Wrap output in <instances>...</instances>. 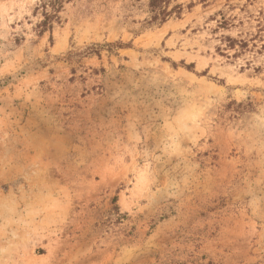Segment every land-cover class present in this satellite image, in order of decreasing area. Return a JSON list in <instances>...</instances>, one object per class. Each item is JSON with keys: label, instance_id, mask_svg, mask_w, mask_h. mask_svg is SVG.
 Segmentation results:
<instances>
[{"label": "rangeland", "instance_id": "obj_1", "mask_svg": "<svg viewBox=\"0 0 264 264\" xmlns=\"http://www.w3.org/2000/svg\"><path fill=\"white\" fill-rule=\"evenodd\" d=\"M37 1L0 0V264H264V42L219 39L264 0H70L43 34Z\"/></svg>", "mask_w": 264, "mask_h": 264}, {"label": "trees", "instance_id": "obj_2", "mask_svg": "<svg viewBox=\"0 0 264 264\" xmlns=\"http://www.w3.org/2000/svg\"><path fill=\"white\" fill-rule=\"evenodd\" d=\"M70 0H38L34 7V13L38 12L39 21L35 24V29L38 30V34L44 32H51L54 24H60L61 18L60 13L62 12L64 5ZM191 6L184 7L183 4L178 3V0H148L147 9V20L146 26H160L166 23L169 19L180 18L183 10L189 9ZM262 15V13H259ZM234 18H221L216 21V31H224L231 29L234 26ZM257 27L259 33L256 35H250L248 39L244 38H232L230 36H219V39L224 44V50L228 52L233 51V56H239L248 50L249 44L257 40L258 42H264V36L260 34L261 29H264V25L261 21L257 20ZM255 47V45L253 44ZM264 48V44H261L260 49Z\"/></svg>", "mask_w": 264, "mask_h": 264}]
</instances>
